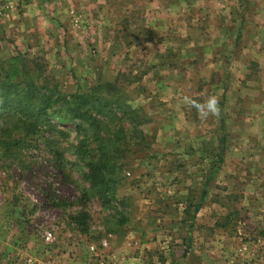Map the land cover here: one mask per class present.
Here are the masks:
<instances>
[{"label":"rangeland","instance_id":"rangeland-1","mask_svg":"<svg viewBox=\"0 0 264 264\" xmlns=\"http://www.w3.org/2000/svg\"><path fill=\"white\" fill-rule=\"evenodd\" d=\"M57 1L53 15L27 18L19 34L0 30V79L14 63L41 68L64 94L127 80L133 106L151 118L143 131L152 150L134 157L125 173L141 183L120 192L133 223L156 221L164 231L171 218H183L179 201L204 207L191 219L204 239L187 242V254V226L166 227V237L145 227L136 238L130 225L121 240L109 241L104 260L157 264L164 256V264H214L238 250L232 264H264V0ZM138 85L145 90L135 91ZM36 145L27 155L0 145V264H96L69 216L86 211L100 230L110 210L85 199L80 170L68 169L65 182L43 141ZM218 154L225 162L212 171ZM171 156L176 167L165 160ZM167 206L159 217L156 210ZM229 213L234 227L198 228Z\"/></svg>","mask_w":264,"mask_h":264},{"label":"trees","instance_id":"trees-1","mask_svg":"<svg viewBox=\"0 0 264 264\" xmlns=\"http://www.w3.org/2000/svg\"><path fill=\"white\" fill-rule=\"evenodd\" d=\"M6 73V77L0 79V123L3 126L0 145L8 149L21 148L20 153L27 155L40 139L52 156L50 162L53 169L65 182L69 181L68 169L80 170L87 184L82 188L85 199H97L104 211L110 210V213L105 218L101 217L100 230L93 227L95 220L86 211L71 213L69 220L78 230H75L76 235L85 239L90 247L94 246L101 255L105 250L101 246L104 239L112 236L110 241L113 237L121 240L130 229L132 218L128 212L129 205L126 204L127 199L120 197V192L129 183L133 187L141 183L137 179L129 182L125 173L132 169L134 157L144 152L143 156L147 158V153L152 150L143 131V127L151 121L149 113L143 107L133 106V100L126 91L127 80L116 78L113 82L97 83L84 90L64 94L45 79L41 68L38 72H32L26 67L18 69L13 63L12 69ZM118 74L127 76L126 72ZM138 89L145 90V87L138 85L135 91ZM223 156H215L218 162L212 164V171L223 166ZM171 157L165 160H169L171 167H176V158ZM180 166L184 168L185 162ZM169 171L173 172L172 169ZM183 173L185 170H181L177 178L184 177ZM187 202L181 220L184 225L203 207L202 202L192 204L191 199ZM169 207L162 211L166 212ZM235 216V213H229L222 223L213 228H198L209 232L216 228L224 231L231 225L235 226ZM195 227H190L189 234L193 233ZM236 232L235 229L234 234ZM231 235L223 234L225 237ZM261 236H264V232ZM187 242L188 237H185L183 245L186 246ZM188 250L186 246L184 253L187 254ZM165 260L163 256L157 262L164 264Z\"/></svg>","mask_w":264,"mask_h":264},{"label":"crops","instance_id":"crops-1","mask_svg":"<svg viewBox=\"0 0 264 264\" xmlns=\"http://www.w3.org/2000/svg\"><path fill=\"white\" fill-rule=\"evenodd\" d=\"M59 1L60 0H58L56 3H59ZM54 2H55V0H0V30L8 31V32H9V30H11L12 33L19 34L18 30L25 27L24 24L26 23L27 18L34 19V18L40 17L39 19H45L46 15H47L46 13H48L49 15L50 14L53 15V12H54L53 9H55V8H53ZM9 7L13 8L14 11L13 10L10 11ZM32 7L35 8V11H33V12L30 11V9ZM1 17L3 19H1ZM5 21H7V23H5ZM16 32H18V33H16ZM3 42L0 39V43L3 44ZM159 174L161 175V178L168 177L167 173H159ZM176 191L177 190H175L173 193H176ZM179 202H182L183 204H177L176 208H178L180 211H182V215H183V213L186 210V207L188 205V202H187V200L179 201ZM202 208L204 209V207H202ZM202 208L200 209L201 211H202ZM161 211L162 210L160 208H158L156 210V212H158V214H157L158 216H162ZM201 211H199V212H201ZM199 212L196 215H201V213H199ZM173 219L174 218H171L170 223L166 227L174 228V226L176 224V226H179V227L187 226L189 228V231H190V227L191 226L193 227V225H190V224H192L191 220H187L186 225H184L182 223L183 218H180L182 220L180 222H178V220L174 221ZM140 221L141 220L138 219L136 222L133 223V221H132L130 224V225H135V226H132V230L130 231L131 233H133V234H131V235H133V237H136V238L141 237V234L143 233L145 227H148V229H147L148 235H153L155 233V234H160L161 236L166 237L163 234H165V233L167 234L168 229H166V227H165L164 228L165 230L162 231L163 226H159V222H156V221L154 223L148 222L147 224H143V222H142V224H140L141 223ZM205 227H207V226H205ZM213 227L214 226L209 227V228H213ZM189 231H188L186 238L188 237V242H191V244H193V241L195 238H197V240L202 239V238L204 239V237L201 236L200 234H197L196 231H193L192 234H189ZM225 238H227L229 240V237H225ZM237 252H238V250L235 252L232 251L229 253H221L222 254L221 257H218L217 260L214 259L213 263L214 264H232V259L234 257V254Z\"/></svg>","mask_w":264,"mask_h":264},{"label":"built area","instance_id":"built-area-1","mask_svg":"<svg viewBox=\"0 0 264 264\" xmlns=\"http://www.w3.org/2000/svg\"><path fill=\"white\" fill-rule=\"evenodd\" d=\"M242 236H243V234L241 232H239V237H242ZM111 238H112V236H109V239H111ZM109 239H104L102 241L101 246H102L103 249L108 248L109 241H110ZM166 247L167 246L164 245V249H166ZM90 250L95 255L94 257L97 258L96 259V261H97L96 264H118L116 261H113V260L112 261H105L104 257H103V254L100 255L99 252L96 250V248L94 246H91ZM157 264H159V262H157Z\"/></svg>","mask_w":264,"mask_h":264},{"label":"clouds","instance_id":"clouds-1","mask_svg":"<svg viewBox=\"0 0 264 264\" xmlns=\"http://www.w3.org/2000/svg\"><path fill=\"white\" fill-rule=\"evenodd\" d=\"M214 103H215L214 101H211V102H210V107L213 106Z\"/></svg>","mask_w":264,"mask_h":264}]
</instances>
